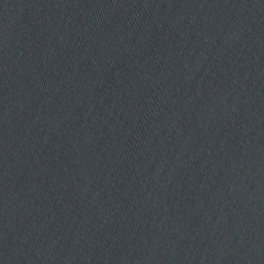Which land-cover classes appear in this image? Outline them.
<instances>
[{
    "label": "water",
    "instance_id": "1",
    "mask_svg": "<svg viewBox=\"0 0 264 264\" xmlns=\"http://www.w3.org/2000/svg\"><path fill=\"white\" fill-rule=\"evenodd\" d=\"M0 264H264V0H0Z\"/></svg>",
    "mask_w": 264,
    "mask_h": 264
}]
</instances>
